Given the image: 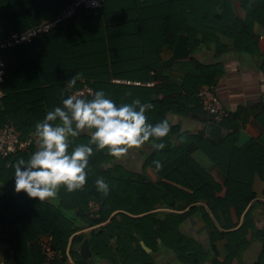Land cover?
Returning a JSON list of instances; mask_svg holds the SVG:
<instances>
[{"label":"trees","instance_id":"1","mask_svg":"<svg viewBox=\"0 0 264 264\" xmlns=\"http://www.w3.org/2000/svg\"><path fill=\"white\" fill-rule=\"evenodd\" d=\"M74 1L0 0V39L52 20ZM256 25L264 28V0H104L101 9L80 8L51 33L5 51L0 127L10 124L22 139L34 138L25 151L0 155V246L10 247L12 264H46L42 243L48 237L55 264H160L169 258V264H247L243 254L254 243L261 249L252 264H264V226L255 218L257 210L264 213V189L256 188L264 182V137L238 144L243 113L245 122L253 115L264 127V101L224 119L220 124L233 132L219 141L205 129L182 131L178 122L207 123L199 91L215 87L225 72L206 61L207 53L215 61L230 52L257 58L264 73V39ZM182 35L191 57L181 63L185 75L177 82L162 53ZM84 85L103 89L117 104L136 98L152 104L147 122L167 120L168 135L136 146L143 149L140 170L94 150L81 190L61 187L55 200L41 203L16 193L15 166L39 147L35 124ZM88 140L87 133L71 138L69 150ZM160 142L165 147L154 148ZM101 177L109 185L106 195L95 184ZM190 225L199 237L207 234V244L184 232Z\"/></svg>","mask_w":264,"mask_h":264},{"label":"clouds","instance_id":"2","mask_svg":"<svg viewBox=\"0 0 264 264\" xmlns=\"http://www.w3.org/2000/svg\"><path fill=\"white\" fill-rule=\"evenodd\" d=\"M92 2L95 6L98 0ZM77 78L78 75L70 79V86ZM152 107L150 103H141L139 98L131 103L117 104L103 89L95 91L91 98L68 95L60 106L49 110L35 124L34 135L39 147L27 160L17 162L14 191L23 192L41 203L55 200L61 187L69 193L81 190L94 150H106L109 155L120 157L150 138L155 141L168 135L167 120L155 124L147 122L146 110ZM83 133L88 134V143L69 150L71 138ZM153 146L163 149L165 144L160 142ZM95 184L98 191L108 193L109 185L102 177Z\"/></svg>","mask_w":264,"mask_h":264},{"label":"crops","instance_id":"3","mask_svg":"<svg viewBox=\"0 0 264 264\" xmlns=\"http://www.w3.org/2000/svg\"><path fill=\"white\" fill-rule=\"evenodd\" d=\"M255 32L261 36V40L264 39L263 27L256 25ZM173 50L167 48L164 49V52L162 53V58L164 59V61L171 57ZM190 57H191V53H190ZM206 61L215 64L219 63L223 66L225 70L224 75H221L219 77L214 87V93L217 96V98L220 100L223 109L231 113V115L235 113L240 107H245V108L249 107L254 109L257 105H259L262 101H264V73L260 69V61L257 60V58L230 52L226 55L221 56L218 60L215 61L213 53L210 54L207 53ZM183 62L186 61L176 62L175 64L170 66L171 67L170 72L173 81H177V82L181 81L182 77L185 75L184 64H181ZM204 119L207 120L206 124L203 123V121H201L199 118L197 120L179 119L178 122L182 126V131L198 132L205 129V134H206L207 125L209 123L214 122L213 121L214 119L210 115H207ZM245 119H246V114L243 113L240 118V124L243 126L244 130L242 131L241 136L239 138V143H238L239 145L245 143L248 137L255 139L264 137V127L256 120V118L253 115L249 116L246 122L244 121ZM221 126L223 128L222 138L233 132L232 128L225 127L223 125ZM126 153H139V151H137V148L135 150L133 148H130ZM199 160L203 165H205L207 162L206 161L207 159L204 155L199 156ZM210 170L220 180H223L222 176L218 171V168L215 165L211 166ZM257 186L264 187V182L258 180L256 182V188ZM255 218L258 220L257 223L258 226L260 227L264 226V213L262 211L257 210L255 212ZM2 229L3 228L0 227V235ZM202 235L203 236L201 237L204 238L207 234L203 233ZM201 237H199L198 235L197 238L200 239ZM256 245L257 244L254 243L248 249V252L246 253L247 255L246 254L245 255L248 256L252 248L256 247ZM4 247L6 246L4 245L0 246V264H2L3 261L2 250ZM219 252H220V257L224 259L227 255V252L223 246H220ZM169 260L171 259L169 258L165 261L160 260L161 261L160 264H169L168 263ZM46 264H55V263H46Z\"/></svg>","mask_w":264,"mask_h":264},{"label":"built area","instance_id":"4","mask_svg":"<svg viewBox=\"0 0 264 264\" xmlns=\"http://www.w3.org/2000/svg\"><path fill=\"white\" fill-rule=\"evenodd\" d=\"M104 0H98V3L93 5L92 0H75L68 5L58 16L52 20L44 21L41 24L32 27L26 31L18 32L12 36L0 39V98L4 96L3 84L6 75V63L4 59V52L17 46L31 43L39 35L51 33L57 26L72 18L80 8L95 10L103 7ZM116 83H131L125 80H114ZM140 84V83H137ZM94 90L88 85L76 90L73 94L80 96H92ZM200 102L203 111L213 117V121L217 124L223 122L224 119L230 117L231 113L223 109L220 100L214 93V87H203L199 91ZM34 142L33 137L22 139L20 132L16 130L13 125L7 124L0 127V155L3 158H8L17 155L21 151H25ZM97 210V207L94 208ZM51 237L45 238L42 243V250L47 255V262L53 263L56 254L52 250Z\"/></svg>","mask_w":264,"mask_h":264},{"label":"water","instance_id":"5","mask_svg":"<svg viewBox=\"0 0 264 264\" xmlns=\"http://www.w3.org/2000/svg\"><path fill=\"white\" fill-rule=\"evenodd\" d=\"M187 43H188V37L184 36V35L180 36L178 38L177 42L175 43L174 50H173L171 57L164 61V63H163L164 66L170 67L173 64H175L176 62L189 60L191 52H190V49H189ZM206 134H207V136H209L213 140L219 141L223 136V128L220 124H217L215 122L209 123L206 127ZM247 211H248V209L246 210V212ZM246 212L242 216V221H241V224L239 225V227L243 223V219H244ZM113 216L111 217V219L113 218ZM111 219L107 223H109L111 221ZM70 244H71V242H70ZM2 256H3L2 264H12L13 252L10 249V247L6 246L3 248Z\"/></svg>","mask_w":264,"mask_h":264},{"label":"rangeland","instance_id":"6","mask_svg":"<svg viewBox=\"0 0 264 264\" xmlns=\"http://www.w3.org/2000/svg\"><path fill=\"white\" fill-rule=\"evenodd\" d=\"M135 149H136V147L134 148V150ZM142 150H143L142 148H139L138 147L137 148V151H139V153H125L122 156L118 157V159H119L118 162L121 163L122 165H125V166H128V165L131 166L134 171L140 170L139 167H140L141 162H142V160H141L142 159L141 158V155H142L141 151ZM263 188L264 187L257 186V191L260 193V192L263 191ZM196 219L197 218H195L193 220H196ZM183 227H184L183 230H184V232L186 234H191L193 236L195 235L196 237H198V235L200 234V232L199 233L198 232L196 233V230H194L195 228H194L193 225H190L188 227L187 226H183ZM201 236H203L202 233H201ZM201 241L203 243H206L207 236L204 237V238H202ZM256 244H257L256 247L252 248V250L248 254V256H246L247 255L246 253L248 252V250H246L244 252V254H243V258H244V260H246L244 262H246L247 264H252L254 261H256L257 255H258V253H259V251L261 249L260 245L258 243H256Z\"/></svg>","mask_w":264,"mask_h":264}]
</instances>
